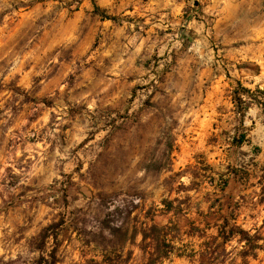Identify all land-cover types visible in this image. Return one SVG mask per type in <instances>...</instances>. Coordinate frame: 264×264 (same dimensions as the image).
I'll list each match as a JSON object with an SVG mask.
<instances>
[{
    "label": "rangeland",
    "instance_id": "1",
    "mask_svg": "<svg viewBox=\"0 0 264 264\" xmlns=\"http://www.w3.org/2000/svg\"><path fill=\"white\" fill-rule=\"evenodd\" d=\"M263 102L264 0H0V264H264Z\"/></svg>",
    "mask_w": 264,
    "mask_h": 264
},
{
    "label": "trees",
    "instance_id": "2",
    "mask_svg": "<svg viewBox=\"0 0 264 264\" xmlns=\"http://www.w3.org/2000/svg\"><path fill=\"white\" fill-rule=\"evenodd\" d=\"M95 11L99 12L100 7L94 3ZM102 13V12H101ZM103 18L106 19H115L113 16H108L104 13L101 14ZM244 91L249 92L247 88H243ZM235 100L237 103H242V98L235 92ZM261 103V102H260ZM264 104V102H263ZM61 223L51 224L45 227L39 236L36 238V249L41 252L40 257L37 260V264H58V256H57V239H58V232L57 229L60 227ZM167 226H160L151 220L150 224H144L140 230H137L133 233V237L136 235L141 234L142 240L140 248L142 251L148 254V259L146 264H163V262L168 258V256L173 252L174 246L173 244L167 240ZM222 236L224 239L230 237V235H234L238 233L240 235V241L249 242L250 234L245 230H242L238 227L230 228L229 231L222 232ZM54 239V246L52 247L49 253H45L46 246L50 240ZM147 241H150L147 243ZM150 249V251H148ZM152 249V251H151ZM252 248H248L243 251V253H249ZM105 263L113 264L114 262H107L104 260ZM100 264V263H96Z\"/></svg>",
    "mask_w": 264,
    "mask_h": 264
}]
</instances>
